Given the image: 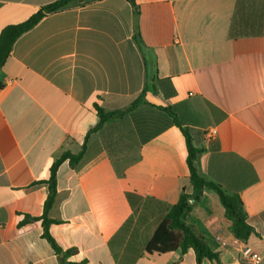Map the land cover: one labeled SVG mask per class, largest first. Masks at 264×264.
Instances as JSON below:
<instances>
[{"label": "crops", "instance_id": "crops-1", "mask_svg": "<svg viewBox=\"0 0 264 264\" xmlns=\"http://www.w3.org/2000/svg\"><path fill=\"white\" fill-rule=\"evenodd\" d=\"M57 1L0 0V35ZM147 78L169 81L175 95L148 93L92 132L96 106L127 110ZM0 82V264H60L42 220L24 219L43 216L53 163L85 142L76 167L60 165L49 213L51 236L75 250L68 262L198 264L192 249L146 252L166 215L156 201L193 194L186 139L158 107L171 108L203 150L199 174L240 196L254 230L246 243L264 264V0L75 3L18 37ZM191 205L183 223L220 264H241L218 195L206 189Z\"/></svg>", "mask_w": 264, "mask_h": 264}, {"label": "trees", "instance_id": "trees-1", "mask_svg": "<svg viewBox=\"0 0 264 264\" xmlns=\"http://www.w3.org/2000/svg\"><path fill=\"white\" fill-rule=\"evenodd\" d=\"M89 0H59L47 6H44L28 21L19 24L9 26L4 29L0 35V70L11 56V51L15 41L23 33L37 25L47 14L54 13L75 3H84ZM131 1V0H130ZM135 10V40L138 45H141V35L138 28V8L133 3ZM0 82V89L2 88ZM159 89L163 95L168 98L175 95V89L172 84L167 80H158L155 78L148 79L145 82V87L139 98L125 111H112L106 112L104 109L96 106V110L100 119L99 125L92 131H98L102 126L112 120L123 117L126 113L134 110L138 104L145 100L148 93L156 92ZM161 111L165 112L173 121V124L178 127L183 133L187 144V166L190 173V182L193 186V194L189 195L184 190L182 191L178 202L175 205H167L162 202L156 201L161 210L166 212L164 219L161 221L159 227L155 231L152 239L146 246V252L148 254H167L177 250H181L182 253H186L192 249L197 258V263L200 264L202 260L208 259L210 261L219 262L218 253L214 252L205 239L196 235L191 228L183 223L182 217L191 212V202L200 195L204 190L208 189L215 192L226 211V217L230 220V233L238 240L248 242L250 237L254 234L253 228L247 222V215L245 212L242 199L237 194H228L223 188L212 181H209L202 177L197 169L196 161L198 156L203 152L201 148H197L193 145L190 130L183 127L182 123L178 119L174 111L169 107H158ZM91 133V132H90ZM88 136L86 137L87 140ZM86 149V142L83 145L82 151L74 155L70 152L64 153L59 157L51 167V174L48 181L45 183L48 185L49 194L44 206V214L40 218H34L26 216L24 222L42 220L43 238L51 245L53 251L57 255L60 264H71L68 262L70 256L75 253V250H63L55 239L50 234V226L56 221L49 218V213L54 206L57 197V171L60 165L68 161L71 166L76 167L84 155ZM153 200V199H152Z\"/></svg>", "mask_w": 264, "mask_h": 264}, {"label": "built area", "instance_id": "built-area-1", "mask_svg": "<svg viewBox=\"0 0 264 264\" xmlns=\"http://www.w3.org/2000/svg\"><path fill=\"white\" fill-rule=\"evenodd\" d=\"M205 134L208 138L214 139L218 132L216 129H210ZM222 245L227 246L228 244L223 242ZM233 245L236 246L239 251V260L241 264H259L261 262L260 254L249 244L234 238Z\"/></svg>", "mask_w": 264, "mask_h": 264}, {"label": "water", "instance_id": "water-1", "mask_svg": "<svg viewBox=\"0 0 264 264\" xmlns=\"http://www.w3.org/2000/svg\"><path fill=\"white\" fill-rule=\"evenodd\" d=\"M200 195H201V193H200ZM200 195H199V196H200ZM199 196H197V197H196V199H198V198H199Z\"/></svg>", "mask_w": 264, "mask_h": 264}]
</instances>
